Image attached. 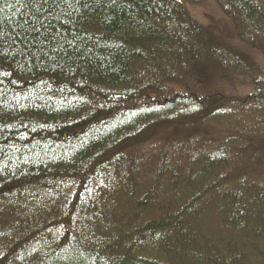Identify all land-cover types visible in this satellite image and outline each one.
Masks as SVG:
<instances>
[{
    "label": "trees",
    "instance_id": "trees-1",
    "mask_svg": "<svg viewBox=\"0 0 264 264\" xmlns=\"http://www.w3.org/2000/svg\"><path fill=\"white\" fill-rule=\"evenodd\" d=\"M0 264H264V0H0Z\"/></svg>",
    "mask_w": 264,
    "mask_h": 264
},
{
    "label": "rangeland",
    "instance_id": "rangeland-1",
    "mask_svg": "<svg viewBox=\"0 0 264 264\" xmlns=\"http://www.w3.org/2000/svg\"><path fill=\"white\" fill-rule=\"evenodd\" d=\"M214 10H217L215 7H212L208 10L205 11H200L199 15L201 16H206L208 18V20L210 21L212 18H214ZM220 18H218V20L216 21V24L219 25L221 27V30L225 31L224 33L227 34L229 33V30L231 29V25L224 19V21L228 24V26L225 23H222L219 21ZM229 27V30H228ZM236 91H234L235 93Z\"/></svg>",
    "mask_w": 264,
    "mask_h": 264
},
{
    "label": "snow or ice",
    "instance_id": "snow-or-ice-1",
    "mask_svg": "<svg viewBox=\"0 0 264 264\" xmlns=\"http://www.w3.org/2000/svg\"><path fill=\"white\" fill-rule=\"evenodd\" d=\"M41 4H47L49 3V0H39ZM52 3H55V0H51ZM64 3H68V0H62ZM77 3H79V0H76Z\"/></svg>",
    "mask_w": 264,
    "mask_h": 264
}]
</instances>
